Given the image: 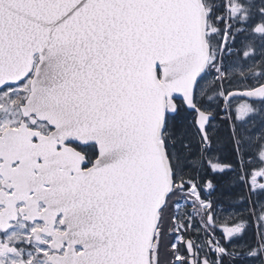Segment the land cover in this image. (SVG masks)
<instances>
[{"label":"water","instance_id":"obj_1","mask_svg":"<svg viewBox=\"0 0 264 264\" xmlns=\"http://www.w3.org/2000/svg\"><path fill=\"white\" fill-rule=\"evenodd\" d=\"M35 55L21 110L53 130L43 136L21 122L4 132L0 156L18 161L8 208L27 203L30 191L44 202L42 231L57 251L66 245L54 264H151L173 188L166 115L182 99L203 116L193 103L209 57L202 0H0V88L31 73ZM56 140L96 144L97 157L82 169V154L67 147L60 169L47 149ZM34 164L42 179L29 189ZM58 215L63 233L54 232ZM185 247L195 264L192 241Z\"/></svg>","mask_w":264,"mask_h":264},{"label":"flooded vegetation","instance_id":"obj_2","mask_svg":"<svg viewBox=\"0 0 264 264\" xmlns=\"http://www.w3.org/2000/svg\"><path fill=\"white\" fill-rule=\"evenodd\" d=\"M203 3L206 9L209 7L210 54L194 92V107L203 116L199 119L196 110L190 111L180 101L178 122L182 153L175 156L170 150L168 155L176 183L192 181L199 186L216 188L228 184L234 187L226 193L230 204L227 209L209 217L220 247L217 252L212 251L205 264H223L222 259L225 264H264V0H203ZM7 87L0 89V93ZM246 92L250 94L244 95ZM2 115L0 112V117ZM37 121L41 127L29 123L26 127L44 135L53 130L47 122ZM188 123L192 131L185 135L183 127ZM2 136L1 132L0 144L4 145ZM31 141L37 142V139L32 137ZM56 143L55 148L47 149L54 153L50 157L53 163H60V169L62 164L67 165L65 159H70L69 146L82 154V169L88 168L97 155L95 145L60 140ZM42 163L43 157H40L36 164ZM17 165L18 162L7 165L0 156V215L10 216L7 221H0V247L4 253L0 261L40 264V234L45 226L39 214L44 212V203H36L31 191L27 203L18 202L13 211L8 208L13 192L12 179L8 176ZM40 169L41 166L38 168L35 164L30 166L29 177L33 180L28 183L29 189L41 181ZM55 173H59L57 169ZM238 205L251 212H243ZM56 222L58 224L59 217ZM15 228L27 231L15 232Z\"/></svg>","mask_w":264,"mask_h":264},{"label":"trees","instance_id":"obj_3","mask_svg":"<svg viewBox=\"0 0 264 264\" xmlns=\"http://www.w3.org/2000/svg\"><path fill=\"white\" fill-rule=\"evenodd\" d=\"M208 8L209 7L207 6V10ZM180 105L181 104L178 103L179 108ZM178 115L179 114L167 118L164 128L165 135L169 134L171 130H173V132H175L176 130L178 132L177 135H181V125L178 122ZM175 117L177 118V120L174 121ZM190 128H192V125L190 123L183 127L185 135H188V133L190 134ZM180 135L179 137L177 136V138L174 139L175 142L169 141L170 145H172L173 143L175 148L178 147V145L182 146L183 143ZM172 151L174 152L175 149H173ZM232 188L234 187L228 184L217 185L216 194L212 195L213 207L217 206V204H220L223 207H226L225 205H229V201H227V196L225 193L231 191ZM184 196L185 193H183V191H181L179 187L176 186L170 193V195L167 197L165 205L160 210V221L157 227V234L155 236V247L153 250V256L155 260L154 264H174V258L176 253H179L183 257V259L180 261V264H187V254L185 250L184 240L191 239L195 244L198 241H202V243H204L210 234L215 235V230L210 224H208L206 217L201 218L207 226V229L205 230H203L202 228L200 229L198 217L189 219L190 211L193 209L190 205H186L184 209H182L179 213H177V215H175V203L178 202ZM219 200L223 201L224 204L223 202L221 203ZM176 222L180 223L183 226L184 231H181L182 241L178 243L177 247L174 249L172 247V243L177 235V232L175 230ZM189 222H191V225L189 224ZM202 252L205 253L204 250ZM222 263L225 264L224 259H222Z\"/></svg>","mask_w":264,"mask_h":264},{"label":"rangeland","instance_id":"obj_4","mask_svg":"<svg viewBox=\"0 0 264 264\" xmlns=\"http://www.w3.org/2000/svg\"><path fill=\"white\" fill-rule=\"evenodd\" d=\"M29 81H30V77L25 79L21 83H18L16 85H12V86H8L7 88L3 89V91H1V93H0V112H3V115L0 117V133L3 132L6 128L16 127L15 125H17L21 120H24V121H26V123H29V124L34 125L36 127L42 126L37 121L36 118H34V117H25L24 118L20 112V105H22L24 103V101H25V99H26V97L30 91ZM175 120H177L176 117L174 118V121ZM177 133L178 132L176 130H175V132H173V130H171L170 133L166 135V142L169 144L170 140L174 141V139H176L177 136L180 135V134L177 135ZM170 147H172L173 149H177L176 151L173 152V154L175 156H177V153L180 154V152H181L180 146L175 148L174 145L172 144V145H170ZM174 159L176 161V157ZM187 165L189 166L190 164L187 163ZM194 187L198 188L197 185H194ZM207 187H209V186H207ZM190 190L192 191V187ZM185 201L192 202L191 204L193 205V211L190 212L192 217H195V214H198L199 212H201V209L195 204V202H193L194 201L193 199H190L189 197H185ZM202 203H204V202H202ZM178 205H180V204H178ZM182 207L183 206L180 205L178 207V210L180 211L182 209ZM211 213H209L208 217H210ZM211 216L213 217V215H211ZM175 224H176V226H175L176 232L181 231L180 223H175ZM59 227H60V225L57 224V230L58 231H60V229H61ZM17 228L14 229L15 232H18V231H25L26 232L27 231L26 229L20 230ZM24 235L26 236V234H24ZM40 235H41V237H40V252H41V257H42L40 264H53V262L51 261V256L54 254L55 249L51 244V240L49 237L47 238L42 233ZM203 241H204V239H203ZM195 246H196V254H195L196 262L199 261V263L201 262V264H205V262H209V260L205 256L199 255V253L201 252L199 249L203 248L204 251L206 249L211 251L213 246H214V242L212 243V239H209V240H207V242H204L202 244H201V242H197ZM154 247H155V245H154ZM3 254L4 253L1 251V247H0V257H2ZM4 263L5 262L0 261V264H4Z\"/></svg>","mask_w":264,"mask_h":264},{"label":"bare ground","instance_id":"obj_5","mask_svg":"<svg viewBox=\"0 0 264 264\" xmlns=\"http://www.w3.org/2000/svg\"><path fill=\"white\" fill-rule=\"evenodd\" d=\"M218 4V3H217ZM216 13H217V11H216ZM218 14V13H217ZM213 15V14H212ZM186 115V114H185ZM188 115V114H187ZM186 117V116H185ZM186 119V118H185ZM181 120V119H180ZM182 121V120H181ZM191 121V120H190ZM186 122V121H185ZM185 124V123H184ZM185 127V126H184ZM190 131H192V130H190ZM187 132V131H186ZM192 134V133H191ZM187 135V134H186ZM188 135H189V133H188ZM181 136V135H180ZM178 137H179V135H178ZM180 140V139H179ZM171 141V140H170ZM181 141V140H180ZM175 142V141H174ZM179 146V145H178ZM175 147V146H174ZM172 148V147H171ZM187 149V148H186ZM175 150H177V149H175ZM187 151H185V153H186ZM177 153V152H176ZM180 153H182V152H180ZM188 153V152H187ZM178 154V153H177ZM175 158V157H174ZM66 160V159H65ZM176 161H177V159H176ZM192 161V160H191ZM191 161H190V164H191ZM187 162V161H186ZM178 163V162H177ZM183 163V160H182V162H181V164ZM179 165V164H178ZM189 166H191V165H189ZM46 173V172H45ZM212 178V177H211ZM215 181V180H214ZM219 182V181H218ZM220 183V182H219ZM214 185H215V183H214ZM221 185H223V184H221ZM233 186V185H232ZM221 188V187H220ZM223 188V187H222ZM224 188H226V187H224ZM239 189V188H238ZM227 192V191H226ZM230 192V191H229ZM218 193V192H217ZM222 193V192H221ZM233 193H234V191H233ZM239 193V192H238ZM226 194V193H225ZM227 195V194H226ZM237 195V194H236ZM218 196V195H217ZM229 197V196H228ZM227 197V198H228ZM232 197V196H231ZM234 198H236V196L234 197ZM219 199H220V197H219ZM224 199V198H223ZM237 199V198H236ZM241 199V198H240ZM232 200V199H231ZM248 200V199H247ZM220 201V200H219ZM239 201V200H238ZM245 201V200H244ZM252 201V200H251ZM217 202V201H216ZM221 203L223 202V201H220ZM219 202V203H220ZM243 202V201H242ZM232 203V202H231ZM223 204H224V202H223ZM238 204V203H237ZM230 205V204H229ZM232 205H233V203H232ZM245 205V204H244ZM249 206V205H248ZM252 206H253V204H252ZM255 206V205H254ZM253 206V207H254ZM251 208V207H250ZM229 209V208H228ZM228 211H230V210H228ZM227 211V212H228ZM234 212V211H233ZM224 214V213H223ZM223 216V215H222ZM225 216V215H224ZM251 216V215H250ZM245 217V216H244ZM246 218V217H245ZM244 218V219H245ZM229 219V218H228ZM248 219V218H247ZM250 219H252V218H250ZM246 220V219H245ZM248 221V220H247ZM252 221V220H251ZM250 223V222H249ZM248 223V225H251V224H249ZM247 225V224H246ZM247 227H245V229H246ZM255 234V233H254ZM202 235V234H201ZM200 235V236H201ZM255 237V236H254ZM202 238V237H201ZM204 238V237H203ZM199 240V239H198ZM201 240V239H200ZM252 240V239H251ZM254 242V241H253ZM243 248V247H242ZM242 250V249H241ZM255 262V261H254Z\"/></svg>","mask_w":264,"mask_h":264}]
</instances>
